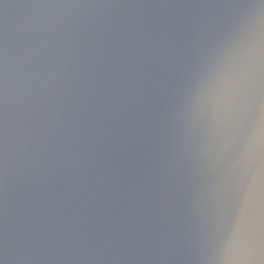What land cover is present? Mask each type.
<instances>
[{"label": "water", "instance_id": "95a60500", "mask_svg": "<svg viewBox=\"0 0 264 264\" xmlns=\"http://www.w3.org/2000/svg\"><path fill=\"white\" fill-rule=\"evenodd\" d=\"M0 264H264V0H0Z\"/></svg>", "mask_w": 264, "mask_h": 264}]
</instances>
